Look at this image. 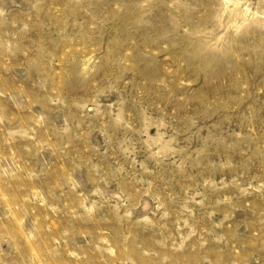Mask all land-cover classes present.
Returning <instances> with one entry per match:
<instances>
[{
  "label": "rangeland",
  "instance_id": "1",
  "mask_svg": "<svg viewBox=\"0 0 264 264\" xmlns=\"http://www.w3.org/2000/svg\"><path fill=\"white\" fill-rule=\"evenodd\" d=\"M0 264H264V0H0Z\"/></svg>",
  "mask_w": 264,
  "mask_h": 264
}]
</instances>
